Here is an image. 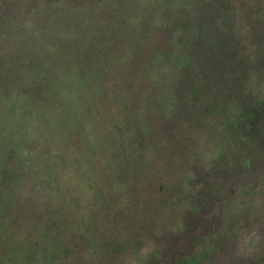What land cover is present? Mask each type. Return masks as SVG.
Listing matches in <instances>:
<instances>
[{"label": "rangeland", "instance_id": "obj_1", "mask_svg": "<svg viewBox=\"0 0 264 264\" xmlns=\"http://www.w3.org/2000/svg\"><path fill=\"white\" fill-rule=\"evenodd\" d=\"M107 1L0 0V264H59L62 241L82 242L92 254L86 260L99 257L100 250L112 264L107 251L123 253L109 229L90 224L94 215L102 223L110 220L126 202L111 192V142L98 124L99 117L109 118L106 122L111 117H103L98 103L103 101L107 111L122 117L126 109H111L113 90L145 87L148 75L156 72L161 77L156 94L164 96L160 109L166 112L160 114L165 118L197 73L206 80V98L219 108L198 117L192 104L182 107L183 119L200 122L192 129L199 134L190 136L188 150L179 142L180 129L170 130L151 119L150 127L165 133L154 166L174 184L189 186L191 193L178 192L176 197L175 192L172 215L178 214L181 232L169 230L167 239L158 209L147 205L143 237L149 249L167 241L185 254L205 250L202 264H264V0H219L209 19L215 37L230 42L221 55L198 51L195 45L182 48L172 39L175 34H168L175 28L182 42L188 40L193 31L189 15L196 6L209 8L201 0H137V5L125 4L124 16L117 18L118 8H113L116 18L107 22V16L101 22L98 10ZM149 24L167 45L171 65H157L146 76L136 56L135 66L117 78L115 57L127 55ZM181 48L207 65L201 63L200 69L194 62L183 72L173 60ZM253 109L263 115L254 139ZM243 122L247 129L240 127ZM124 123L108 132L119 133ZM232 130L237 135L233 148L220 161L225 145L229 148L233 140L227 139ZM99 159L104 168L98 167ZM195 165L200 166V176L194 184L189 177ZM107 182L108 188H99ZM105 199V207L112 202L109 216L97 206L103 207ZM176 222H170L175 229ZM98 233L104 235L100 241ZM194 236L196 243L190 241ZM128 259L123 264H136L132 256Z\"/></svg>", "mask_w": 264, "mask_h": 264}, {"label": "trees", "instance_id": "obj_2", "mask_svg": "<svg viewBox=\"0 0 264 264\" xmlns=\"http://www.w3.org/2000/svg\"><path fill=\"white\" fill-rule=\"evenodd\" d=\"M105 2L103 3L105 4ZM201 2L209 8L206 11H203L202 9L198 10V6H196L195 13L189 15V22L192 23L194 32H187L189 34L188 40L185 43L182 42L183 40L179 39V33L175 28L168 31L169 35L175 34V36L168 37L170 39L172 37L175 42L177 41L176 44L182 48L183 45L186 49L195 45L198 51L207 52L209 54H224L228 52L227 49L230 47V42L225 39L220 41V38L215 37L213 30L214 26L210 24L211 21L209 19V16L218 10L219 0H201ZM129 3H132L133 6L138 4L137 0H108L107 4L105 6L103 5L104 7L102 6L98 10V12L103 15L100 21L104 22L106 20L104 18H107V16L109 17L107 22L116 18L115 12L112 11L113 8H118L117 18L124 16L126 12V10H124V6ZM89 5L90 3H88V6ZM108 8L110 10H106ZM130 17L135 20L134 16ZM127 20L129 21L130 18ZM107 26H109V24ZM145 30L146 32H142L145 35L140 37V39L137 37V40L134 43V48L128 50L127 55H119L115 57L116 64L112 68H114L115 72L113 74H116L117 78H122L124 76L123 74L128 73L129 70L135 66L136 62L134 61L136 56L140 59L141 68L147 69L145 72L146 76L148 75V70H154L157 65V68H161L163 65H165L166 68L169 66V61H166L169 55V50L166 49L167 45L159 42L160 38L158 34L154 33V25L149 24L148 28ZM78 45L79 44L76 46ZM142 47H145V49ZM182 48L180 49L181 54H176L173 60L175 62L174 65L178 64V66L182 67L181 70L183 72L194 62L200 69L203 67L202 64L205 66L207 65L206 61H201V64L198 61V56L196 58V56H193L189 52H185L183 54ZM206 57L207 56L204 55L202 59ZM159 58L160 62L158 61ZM211 61L213 63L216 62L215 60ZM225 65H227V63H225L224 66ZM218 66L220 68L223 65L218 61ZM216 68L218 69V67ZM160 81L161 77H159L156 72V74L151 73L148 75V84L145 87H134L130 89H126V87L115 88L113 92H116V96L113 95L111 98L113 103V107L111 109L120 107L126 109V112L124 111L122 117L117 115L118 112L115 110L107 111L109 107L108 105L103 104V101L98 103L99 112H101L103 117H106L107 115H110L111 117L108 122H106V120L109 118L105 120H103L102 117L98 118V124H100V126L105 128L107 131L105 134L107 133L108 135L105 137L111 142L107 148V150H112L111 157L113 159L111 162L107 160V164L111 165L110 171H107L109 178L108 181L112 184L113 191L111 192L115 195L119 194L126 198V202L123 205L124 210L119 211V213H113L110 220L106 219L105 223H102L96 215L91 217L90 224L93 223V225H95V229H109L112 232L110 233L113 234L115 243L120 244L124 248V251L120 256L111 255V253L107 251V255H110V259H113L112 264H123L124 259L125 261L129 260V256L133 257L136 264H202L204 261L205 250H202L200 253L195 252L194 254H185L180 252L178 249L175 250L174 245H169L167 241L157 242L155 245L156 249H149L148 246L151 245H148L147 240L143 237L145 232L144 224L145 221L148 220L146 213L144 212H146L145 208L150 203H152L151 205L155 209H158L157 214L158 218L161 220L162 229L157 228V230L160 229L163 231V238L167 239V232L169 230L181 232L180 227H177L179 223L178 214L172 215L173 213H176L174 212V209H172V204L174 202L176 203L178 192L182 193L183 191H186L191 193L188 189L190 188L189 186L174 184L172 180L163 176L165 175L163 170H159L158 167L154 166L158 163V149L164 145L160 136L165 133L158 131L156 128H151V119L154 121L158 120L166 126L168 125L170 130L171 127L174 131L180 129L178 136L179 142L183 148L188 150L190 149V136L194 137L195 134H199V132H194L192 129L196 128V125H199L200 122L183 119L184 116L181 112L182 107H184L187 103L192 104L191 107L197 113L198 117L203 116L204 110L209 109L207 110L208 112L216 113L219 108L212 100H208L206 98V80L203 75L197 73L196 76L192 75V80H189V85H191L190 89L186 90L187 86L184 87V94H179L180 99L177 100L175 107L168 111V118H165L162 114H160V110L166 112L165 110L160 109V105L162 104L161 101L164 96H161L160 93L156 94V91L160 89L157 88L156 85ZM113 83L114 85H118L119 81L115 80ZM123 91L130 92L133 97L131 98L130 96H127ZM185 92L187 94L186 96ZM153 101L156 102L155 106L151 104ZM128 109L130 110L127 111ZM199 110L202 111V114H198ZM257 111L259 110L253 109L250 114V117L252 118L250 119L252 120L250 128V130H252V136H250V138L253 139L259 132L257 131V126L260 118L263 116L262 113ZM215 115L216 114H213V116ZM120 121H125L124 127L121 126L119 133L110 134L111 132L108 131L118 130ZM244 125L245 122H243L240 127L247 129V126ZM176 126L178 128H176ZM236 136V133L232 130L227 139L232 137L233 140L230 139L229 148L225 145L220 161L224 159L226 150L233 148L232 143L235 142L234 139ZM227 139L225 143L227 142ZM166 140H168V138H166ZM136 151L137 153L135 157ZM134 158L137 159L133 162ZM232 162H234V160H232ZM97 163L98 167L104 168L103 159L97 160ZM198 168H200V166L195 165L191 171L192 176L189 177L194 184L199 181L200 172ZM100 182L103 183V181ZM206 182L207 184L210 183L209 176L206 177ZM108 184L109 183L107 182L105 187L100 184L99 188H108ZM188 184L190 185L191 183ZM98 191L101 195L105 194L100 190ZM175 192L176 197L174 198ZM107 195L108 192H106V196ZM178 199L180 200V197ZM106 202L107 200L105 199L103 207L99 205L97 206L100 208L101 213L103 212L104 215L109 216L112 213V202L109 207H105ZM173 218L177 219L176 229L173 227V224L170 223ZM182 221H184V218H182ZM98 237L99 241L102 240L104 237L103 233H98ZM194 238L198 237H191L190 241L196 243ZM59 251L62 253L61 258L59 259V264H111L108 258L103 257L105 253L100 250L98 251L99 257H96L94 260H86L88 257L91 259L92 254L89 255L82 242L67 241L66 244H63L62 241ZM76 253H80V255L75 256ZM185 257H188L189 259L186 260Z\"/></svg>", "mask_w": 264, "mask_h": 264}]
</instances>
